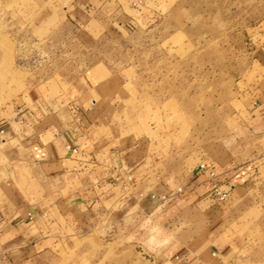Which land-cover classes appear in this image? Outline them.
I'll use <instances>...</instances> for the list:
<instances>
[{
	"label": "rangeland",
	"instance_id": "374dc122",
	"mask_svg": "<svg viewBox=\"0 0 264 264\" xmlns=\"http://www.w3.org/2000/svg\"><path fill=\"white\" fill-rule=\"evenodd\" d=\"M130 1L80 15L72 0H0V121L22 99L63 90L103 96L96 136L113 141L118 159L157 167L162 176L147 188L178 185L185 194L182 180L199 177L201 163L212 169L210 216L190 205L168 222L233 241L234 264H264V122L250 114L264 98V0ZM234 176L235 188L223 190ZM172 201L147 199L148 214L117 232L119 242L132 239L153 255L162 220L149 212ZM142 222L147 247L134 231ZM79 248L93 259L107 249L92 237ZM113 255L111 246L100 264Z\"/></svg>",
	"mask_w": 264,
	"mask_h": 264
},
{
	"label": "crops",
	"instance_id": "0c3cea01",
	"mask_svg": "<svg viewBox=\"0 0 264 264\" xmlns=\"http://www.w3.org/2000/svg\"><path fill=\"white\" fill-rule=\"evenodd\" d=\"M72 1L80 15L120 6V0ZM87 95L75 97L63 90L43 94L34 102L22 99L14 115L0 121V131H5L0 134V264H83L85 260L100 264L111 246L116 256L108 257L106 264H234L238 255L233 241H212L210 234L201 237L204 231H194L192 223L182 228L168 222L172 212L190 205L210 216L212 169L201 171L196 179L190 175L182 180L189 184L185 194L177 193L178 185L169 190L147 188L146 181L151 176L160 179L161 172L141 161L118 159L113 141L96 136L99 108L94 106L104 97L96 94V99L85 100ZM259 101L251 106L253 122H264V98ZM236 179L223 180L222 189L231 192ZM149 198L173 200L166 211L154 202L149 212L156 221L162 220L153 255L134 240L119 242L117 237L130 229L128 223L135 215L148 214L143 205ZM143 223L134 229L139 242L146 237ZM85 237L107 249L91 258L86 254L89 249H77ZM147 242L145 238L141 243L147 247Z\"/></svg>",
	"mask_w": 264,
	"mask_h": 264
},
{
	"label": "built area",
	"instance_id": "2783aa9c",
	"mask_svg": "<svg viewBox=\"0 0 264 264\" xmlns=\"http://www.w3.org/2000/svg\"><path fill=\"white\" fill-rule=\"evenodd\" d=\"M4 130H1L0 131V134H4ZM70 150H72L73 152H77V149H75V148H72V149H70ZM199 170L200 171H205V170H207V166H206V164L205 163H201L200 164V166H199ZM211 175L212 176H214L215 175V172H211ZM131 179V178H130ZM216 186V185H215ZM179 190H181V188H179ZM216 192H217V194L218 195H221L222 197H225L226 195H227V192H223L222 190H220L218 187H216ZM30 218L32 219V216H31V214H30Z\"/></svg>",
	"mask_w": 264,
	"mask_h": 264
}]
</instances>
